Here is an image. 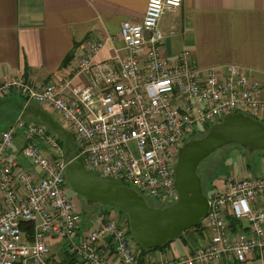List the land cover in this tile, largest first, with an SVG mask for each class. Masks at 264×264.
Segmentation results:
<instances>
[{"label": "built area", "instance_id": "obj_1", "mask_svg": "<svg viewBox=\"0 0 264 264\" xmlns=\"http://www.w3.org/2000/svg\"><path fill=\"white\" fill-rule=\"evenodd\" d=\"M183 0H149L140 23L126 21L114 62H96L103 48L89 45L72 76L37 89L20 78L0 81V101L15 91L58 114L78 145L88 171L117 180L162 208L178 201L175 169L179 150L233 114L264 113V87L238 66L200 69L185 51L170 60L163 50L165 14ZM17 130L25 136L29 171L5 154ZM70 161L60 136L44 124L19 120L0 135V264H51L50 239L63 241L83 264H114L104 258L110 243L123 264H139L138 246L124 214L112 209L85 233L80 199L69 195ZM232 170L212 190L201 226L207 243L186 257L154 264L244 263L264 256V174L248 166ZM121 214V215H119ZM238 223L235 234L231 220ZM34 226L29 237L23 224ZM55 264H65L58 262Z\"/></svg>", "mask_w": 264, "mask_h": 264}, {"label": "crops", "instance_id": "obj_2", "mask_svg": "<svg viewBox=\"0 0 264 264\" xmlns=\"http://www.w3.org/2000/svg\"><path fill=\"white\" fill-rule=\"evenodd\" d=\"M148 1L0 0V81L20 78L41 89L49 82L72 76L78 60L93 42L103 44L95 59L97 63L114 62L115 50L124 46L120 37L122 24L142 22ZM160 27L167 34L163 50L167 59L190 51L200 69L238 66L264 87V0H183L179 10L164 15ZM40 110L66 130L58 114L46 106L28 102L15 91L0 101V128H3L0 135L15 127L19 120L44 124ZM257 118L264 120V113ZM25 143L23 131L17 130L14 147L5 157L16 160L29 171H36L23 157ZM258 157V175H263L264 155ZM105 215L102 208L91 216L84 215L82 231L86 233L90 227L97 226ZM237 229H233L234 233L241 234ZM246 234L247 231L241 236ZM207 239L205 232L190 230L163 249L147 253L137 249L139 264L190 256ZM50 243L51 264H83L63 241L50 239ZM107 243H110L107 250L103 244L98 245L104 249V258L123 264L110 239ZM221 264H264V256L256 253L244 263Z\"/></svg>", "mask_w": 264, "mask_h": 264}, {"label": "water", "instance_id": "obj_3", "mask_svg": "<svg viewBox=\"0 0 264 264\" xmlns=\"http://www.w3.org/2000/svg\"><path fill=\"white\" fill-rule=\"evenodd\" d=\"M41 121L64 138L65 157L70 161L66 179L84 207L103 206L117 209L128 217L133 239L139 248L154 249L200 226L211 209L204 194L201 164L228 146H238L249 153H264V124L244 114L227 116L210 127L207 134L192 140L179 150L175 169L178 201L169 207L154 208L134 189L121 182L86 169L84 158L71 156L72 134L61 128L51 116L39 111Z\"/></svg>", "mask_w": 264, "mask_h": 264}, {"label": "rangeland", "instance_id": "obj_4", "mask_svg": "<svg viewBox=\"0 0 264 264\" xmlns=\"http://www.w3.org/2000/svg\"><path fill=\"white\" fill-rule=\"evenodd\" d=\"M258 121L264 124V120L262 118H257ZM3 128H0V131H2ZM70 133V131H68ZM72 134V133H71ZM60 136V135H59ZM73 136V134H72ZM205 135L201 136L203 138ZM77 146V145H76ZM258 155L262 156V153H249L248 151L238 147V146H228L220 151L216 152L212 156H210L204 163L200 166V174L202 176V181L204 187H206V184H208V187L210 188L209 183L212 181L213 178H216L213 182L214 188L215 185H219V182L221 178L225 177L227 174H229L232 170L239 171L245 166L249 167V170H251L255 175H258V168L260 165L259 157ZM69 189V195L73 198H79V196L73 191L71 186H68ZM212 190V189H210ZM149 205L154 208H162L158 205L156 202L148 201ZM101 207L97 206L90 210V213L88 216H91L92 213H98ZM165 208V207H164ZM106 213H111L112 209H104ZM115 211L121 213L119 210L114 209ZM102 213V212H101ZM121 215V214H119Z\"/></svg>", "mask_w": 264, "mask_h": 264}, {"label": "trees", "instance_id": "obj_5", "mask_svg": "<svg viewBox=\"0 0 264 264\" xmlns=\"http://www.w3.org/2000/svg\"><path fill=\"white\" fill-rule=\"evenodd\" d=\"M256 120H258L257 118H255ZM61 128H62V126H60ZM51 131V130H50ZM73 138H74V136H73ZM75 140V139H74ZM60 143H61V145H62V147L64 148V145H65V142H64V138L62 137V136H60ZM77 145V143H76V141L75 142H73L71 145H70V149L73 151V157L75 156V153L76 152H78V150H79V148H78V145ZM230 147V146H229ZM262 155H264V153H262ZM206 161V160H205ZM204 161V162H205ZM203 162V163H204ZM200 170V169H199ZM199 174H200V172H199ZM201 175V174H200ZM216 178H213L212 179V181L209 183V185H210V188L208 187V184H206V187H204V185H203V189H204V194L210 199V197H211V193H212V190L214 189V185H213V182H214V180H215ZM203 182V181H202ZM210 189H212V190H210ZM95 207H97V206H95ZM99 207H101V208H106V209H113V208H110V207H103V206H99ZM94 207H86V206H84L83 207V214L84 215H88L89 213H90V210H88V209H93ZM121 212V211H120ZM122 214H124L125 216H126V218H127V222H128V217H127V215L125 214V213H123V212H121ZM107 214V213H106ZM231 226L233 227V229L235 230V229H237V227H238V223L235 221V220H231ZM21 230L22 231H24V232H26V234L29 236V237H32L33 236V234H34V226L32 225V224H28V223H25V224H23L22 225V227H21ZM191 230H196V231H199V232H201V234L204 232V229H203V227L201 226V224H200V226H198L197 228H193V229H191ZM190 231V230H189ZM188 232V231H187ZM182 236V235H181ZM180 236V237H181ZM170 241H172V240H170ZM170 241H168V242H166V243H164L162 246H160V247H157V248H154V249H144V248H138V250L141 252V253H147V252H151V251H154V250H159V249H163L164 247H165V245H167Z\"/></svg>", "mask_w": 264, "mask_h": 264}, {"label": "flooded vegetation", "instance_id": "obj_6", "mask_svg": "<svg viewBox=\"0 0 264 264\" xmlns=\"http://www.w3.org/2000/svg\"><path fill=\"white\" fill-rule=\"evenodd\" d=\"M72 151V150H71ZM73 155V151H72V154H71V156Z\"/></svg>", "mask_w": 264, "mask_h": 264}]
</instances>
